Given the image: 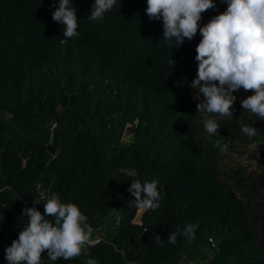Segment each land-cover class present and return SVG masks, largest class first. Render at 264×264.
Listing matches in <instances>:
<instances>
[{
	"label": "trees",
	"instance_id": "16d2710c",
	"mask_svg": "<svg viewBox=\"0 0 264 264\" xmlns=\"http://www.w3.org/2000/svg\"><path fill=\"white\" fill-rule=\"evenodd\" d=\"M70 3L79 34L68 39L52 19L59 0H0V264L28 220L23 207L43 214L52 192L78 205L103 240L68 261L45 252L41 264H264V198L241 189L264 173L220 165L226 153L214 146L221 140L229 151L242 125L264 136V120L244 111L236 91L232 118L213 115L219 135L196 126L199 31L176 47L163 21L147 16V0H116L99 21L87 19L94 0ZM213 3L201 27L227 9ZM252 157L264 169V146ZM137 179L157 180L161 194L139 223L128 191ZM187 223L195 237L169 243Z\"/></svg>",
	"mask_w": 264,
	"mask_h": 264
},
{
	"label": "clouds",
	"instance_id": "9594fccd",
	"mask_svg": "<svg viewBox=\"0 0 264 264\" xmlns=\"http://www.w3.org/2000/svg\"><path fill=\"white\" fill-rule=\"evenodd\" d=\"M221 2L227 4L226 11L203 27L199 24L202 13L216 7L213 0H147L145 10L150 20L163 21L164 40L174 42L176 47L185 39L191 41L199 31L202 38L195 57L198 69L190 87L199 98L203 97L196 107L209 136L219 135L213 115L232 118L231 109L237 99L233 93L240 89L253 93L240 101L244 111L264 120V0ZM115 4L116 0H94L87 19L102 20ZM54 9L52 19L64 26L63 37L78 36L77 9L70 0H59ZM168 63L175 65L172 59ZM12 118V113H4L6 122ZM241 131L249 139L257 135V129L251 125H242ZM214 146L222 154L228 151V145L221 140H216ZM128 191L135 198L129 202L130 207L141 211L160 207L157 180L144 183L133 180ZM44 199L43 214L35 207L23 209L21 215L29 219L23 223L18 238L5 249L8 264H41L45 252L51 261H68L80 256L86 245L96 243L92 238L94 229L78 205L61 202L55 192ZM196 227L192 223L178 227L168 234L167 240L175 244L178 235L194 238ZM156 244L162 246L159 236ZM86 264L98 262L90 258Z\"/></svg>",
	"mask_w": 264,
	"mask_h": 264
},
{
	"label": "rangeland",
	"instance_id": "374dc122",
	"mask_svg": "<svg viewBox=\"0 0 264 264\" xmlns=\"http://www.w3.org/2000/svg\"><path fill=\"white\" fill-rule=\"evenodd\" d=\"M237 93L242 95L245 99L248 96L253 95L251 91H244L243 89L238 90ZM202 99H203L202 96H200V98L198 97V95L195 96V113H194L195 118L194 120H195L197 127H201L202 129H204L202 119L198 116L199 113L196 107L197 103H199L200 100ZM199 136L201 137L200 134ZM131 139H132V134L128 133V131H125L124 136H123V141L127 143V142H130ZM263 146H264V136L261 133H259L253 140L249 139L243 133V138L241 140L236 141L235 146H233L231 149H229V151H227V153L225 154V158L222 159V161L220 162V165H226L227 167H240L241 166L244 168L243 173L245 175H247L250 171H257L260 173H264V169L261 168V164L257 162L258 159L252 157L254 153L258 152L259 150H262ZM262 179L264 181V174H263ZM241 189H242V194L251 193L257 199L264 198V182H260V183L257 182L255 184H251L250 182L245 181ZM144 212L145 211L138 210L137 216L135 218V222L139 223L141 221V217ZM114 218H115L114 216L110 217L109 221L113 222ZM103 235L108 237V235L106 234V229L103 230ZM213 239L214 241L212 242L209 239V242L212 247L215 244V238L213 237ZM206 251L209 253V255H212V252H213L212 250L206 249ZM198 264H210V259L204 260V261L202 260L198 261Z\"/></svg>",
	"mask_w": 264,
	"mask_h": 264
},
{
	"label": "built area",
	"instance_id": "2783aa9c",
	"mask_svg": "<svg viewBox=\"0 0 264 264\" xmlns=\"http://www.w3.org/2000/svg\"><path fill=\"white\" fill-rule=\"evenodd\" d=\"M25 208H27V207H23V209H25ZM23 209H22V211H23ZM24 217L28 218L26 215H24ZM28 219H29V218H28ZM92 238H93L94 240H96V243L93 244V245H86L85 248H86V247L95 246V245L99 244V243L103 240V238H102L99 234L92 236ZM210 241L212 242L211 239H210ZM176 264H189V263H186V262H184V261H181V262H178V263H176Z\"/></svg>",
	"mask_w": 264,
	"mask_h": 264
}]
</instances>
